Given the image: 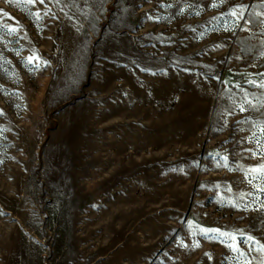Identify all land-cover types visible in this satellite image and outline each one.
<instances>
[{"label": "rangeland", "instance_id": "374dc122", "mask_svg": "<svg viewBox=\"0 0 264 264\" xmlns=\"http://www.w3.org/2000/svg\"><path fill=\"white\" fill-rule=\"evenodd\" d=\"M261 85L264 0H0V264H264Z\"/></svg>", "mask_w": 264, "mask_h": 264}, {"label": "snow or ice", "instance_id": "6c2138e0", "mask_svg": "<svg viewBox=\"0 0 264 264\" xmlns=\"http://www.w3.org/2000/svg\"><path fill=\"white\" fill-rule=\"evenodd\" d=\"M28 2L31 3V4H35L37 2V0H28ZM39 3L43 4L44 3V0H39ZM13 31H15V29H13ZM32 59H33L32 57L29 58L30 61ZM261 87H264V85H261ZM0 114H2V113H0ZM260 170H262V169H254L253 171H260Z\"/></svg>", "mask_w": 264, "mask_h": 264}]
</instances>
